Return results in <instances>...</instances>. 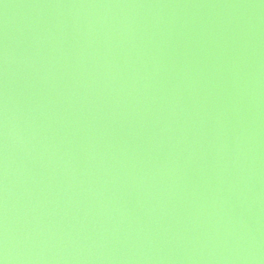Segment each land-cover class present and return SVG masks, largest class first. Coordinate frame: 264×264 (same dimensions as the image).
<instances>
[{
	"label": "water",
	"instance_id": "obj_1",
	"mask_svg": "<svg viewBox=\"0 0 264 264\" xmlns=\"http://www.w3.org/2000/svg\"><path fill=\"white\" fill-rule=\"evenodd\" d=\"M3 264H264V0H0Z\"/></svg>",
	"mask_w": 264,
	"mask_h": 264
},
{
	"label": "snow or ice",
	"instance_id": "obj_2",
	"mask_svg": "<svg viewBox=\"0 0 264 264\" xmlns=\"http://www.w3.org/2000/svg\"><path fill=\"white\" fill-rule=\"evenodd\" d=\"M0 264H3V262H2V261H0Z\"/></svg>",
	"mask_w": 264,
	"mask_h": 264
}]
</instances>
